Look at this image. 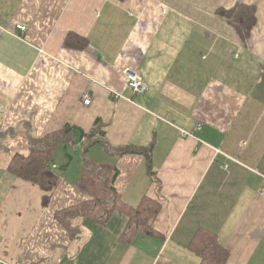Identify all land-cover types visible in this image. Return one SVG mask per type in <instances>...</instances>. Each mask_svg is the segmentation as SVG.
<instances>
[{
    "label": "crops",
    "instance_id": "0c3cea01",
    "mask_svg": "<svg viewBox=\"0 0 264 264\" xmlns=\"http://www.w3.org/2000/svg\"><path fill=\"white\" fill-rule=\"evenodd\" d=\"M237 3L257 6L247 44L218 13ZM71 31L87 45L66 46ZM127 69L144 92H132ZM0 105V259L199 264L187 246L203 226L230 251L226 264H264V0H0ZM96 119L112 146L149 149L152 175L141 151L110 158L113 184L133 205L159 202L146 222L160 236L120 240L129 217L119 210L105 224L83 218L79 238L56 219L89 198L73 182L86 144L78 132ZM68 124L76 141L56 150L61 181L44 205L46 192L8 164L29 153L27 130ZM97 145L88 157L106 160Z\"/></svg>",
    "mask_w": 264,
    "mask_h": 264
},
{
    "label": "trees",
    "instance_id": "16d2710c",
    "mask_svg": "<svg viewBox=\"0 0 264 264\" xmlns=\"http://www.w3.org/2000/svg\"><path fill=\"white\" fill-rule=\"evenodd\" d=\"M218 13L235 28L244 44H247L252 30L257 23V6L255 4L237 3L231 8H219ZM64 43L68 47L82 48L88 43V39L71 31L68 32ZM103 122L96 119L93 127L85 132L79 131V137L85 138L86 144L81 149V170L73 184L89 195L88 199L76 204L56 210L55 217L68 231L71 238H79L81 234V220L85 217L92 218L98 223L105 224L114 211L124 212L129 217V222L120 240L129 242L138 232H144L153 236H160L150 227L146 221L154 213L158 212L159 202L144 195L137 205L129 203L117 191L114 179L117 173L114 161L110 158L119 157L125 153L134 151L143 152L149 174L152 175L151 153L148 148L137 150L130 146H112L104 138L102 130ZM75 126L68 124L63 128L49 132L43 136H35L31 130H27L29 153L13 152L8 170L16 177L29 180L38 184L45 192L43 204L48 205L61 181V174L54 170L56 150L76 141ZM101 145L107 159L93 161L88 157V151L94 144ZM1 146V145H0ZM70 152L67 151V155ZM60 165L61 168L68 165ZM187 248L200 258L199 264H226L230 251L219 241L217 235L210 229L198 227Z\"/></svg>",
    "mask_w": 264,
    "mask_h": 264
},
{
    "label": "built area",
    "instance_id": "2783aa9c",
    "mask_svg": "<svg viewBox=\"0 0 264 264\" xmlns=\"http://www.w3.org/2000/svg\"><path fill=\"white\" fill-rule=\"evenodd\" d=\"M17 28L20 32V35L22 36L24 34V31L26 30V25L25 24H18ZM16 34L19 35L17 32H16ZM126 74L128 77L129 87L131 88V90L134 94L144 92L147 89L145 81L139 73L127 69ZM114 95L117 96L116 92L114 93ZM83 101L87 104L91 101V99L87 93H85L83 95ZM0 110H1V105H0ZM181 132L184 134H187V135L191 134L188 131L182 130V129H181ZM261 193L264 194V189L261 190ZM0 264H20V263L19 262H7V261L0 259Z\"/></svg>",
    "mask_w": 264,
    "mask_h": 264
},
{
    "label": "rangeland",
    "instance_id": "374dc122",
    "mask_svg": "<svg viewBox=\"0 0 264 264\" xmlns=\"http://www.w3.org/2000/svg\"><path fill=\"white\" fill-rule=\"evenodd\" d=\"M95 148H96L97 150H99L100 152H102V149H101V146H100V145H97Z\"/></svg>",
    "mask_w": 264,
    "mask_h": 264
}]
</instances>
